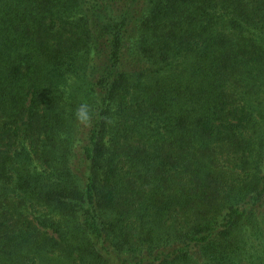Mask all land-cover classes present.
<instances>
[{
  "label": "trees",
  "instance_id": "1",
  "mask_svg": "<svg viewBox=\"0 0 264 264\" xmlns=\"http://www.w3.org/2000/svg\"><path fill=\"white\" fill-rule=\"evenodd\" d=\"M0 264H264V0H0Z\"/></svg>",
  "mask_w": 264,
  "mask_h": 264
},
{
  "label": "clouds",
  "instance_id": "2",
  "mask_svg": "<svg viewBox=\"0 0 264 264\" xmlns=\"http://www.w3.org/2000/svg\"><path fill=\"white\" fill-rule=\"evenodd\" d=\"M95 113L93 112L92 106L88 102L80 103L75 109V119L76 121L87 127L90 126Z\"/></svg>",
  "mask_w": 264,
  "mask_h": 264
},
{
  "label": "rangeland",
  "instance_id": "3",
  "mask_svg": "<svg viewBox=\"0 0 264 264\" xmlns=\"http://www.w3.org/2000/svg\"><path fill=\"white\" fill-rule=\"evenodd\" d=\"M75 84V82L74 81H70V85H74ZM252 104H254L256 107H257V104L256 103H258V101H254V102H251ZM42 210V209H41ZM43 211V210H42Z\"/></svg>",
  "mask_w": 264,
  "mask_h": 264
}]
</instances>
